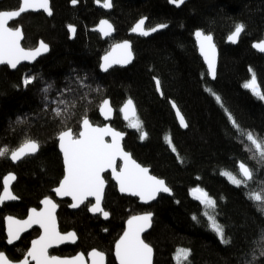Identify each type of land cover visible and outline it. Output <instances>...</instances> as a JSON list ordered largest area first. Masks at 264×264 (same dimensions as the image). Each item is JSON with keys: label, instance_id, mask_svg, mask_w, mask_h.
Returning <instances> with one entry per match:
<instances>
[{"label": "trees", "instance_id": "obj_1", "mask_svg": "<svg viewBox=\"0 0 264 264\" xmlns=\"http://www.w3.org/2000/svg\"><path fill=\"white\" fill-rule=\"evenodd\" d=\"M50 2L51 18L27 14L12 24L22 28L25 49H35L43 41L50 53L17 71L0 68V148L14 150L28 137L41 146L37 156L27 157L17 166L10 158H0V193L4 178L15 173L13 192L19 199L0 209V251L13 261L23 257L31 235L9 248L4 217L24 219L30 209H40L45 197L55 199L53 189L64 176L59 133L66 127L78 133L85 115L93 125L103 126L99 106L109 98L116 111L112 126L127 134L125 150L165 180L173 196H160L157 202L144 207L137 199L121 196L110 175H106L108 188L103 206L110 220L91 216L89 202L75 212L70 210L69 201L57 202L61 231H75L79 242L52 254L88 255L95 249L107 256V264H117L114 246L126 222L132 216L151 212L153 227L145 241L154 249V264H242L251 259L253 251L259 256L264 215L248 194L256 192L264 197V184L259 183L264 181V167L257 159L249 158L247 142L229 121L228 113L240 128L264 137V100L243 87L254 73L264 92V55L253 49L255 42L264 40V0H193L181 10L170 6L168 0H112L109 13L96 8V0H78L75 7L71 0ZM17 8V0L0 2V10ZM104 18L116 28V36L107 41L91 32ZM142 18L148 19V28L160 24L167 28L146 39L129 37ZM240 23L245 31L239 44L228 45V37ZM70 26L77 29L73 41ZM197 30L212 35L220 51L214 82L198 54L194 39ZM125 40L132 42L134 63L102 74V57ZM26 76L36 78L27 87L23 85ZM156 79L161 82L163 98ZM49 85L52 88L45 93L43 89ZM213 92L220 96V103ZM128 99L137 106L138 118L147 133L144 140L136 129L127 127L119 111ZM62 100L66 103L60 104ZM171 102L185 117L186 131L180 127ZM70 105L74 107L68 113L55 116L54 108ZM165 137L171 138V145ZM241 162L254 170L255 178L246 186L236 187L220 173H236ZM197 187L216 200L214 210L206 209L193 197L192 190ZM206 211L216 216L231 243H222L211 230ZM193 216L198 219L193 220ZM38 234L35 231L33 236ZM181 249L190 250L187 261L177 259ZM255 264H264V257Z\"/></svg>", "mask_w": 264, "mask_h": 264}, {"label": "snow or ice", "instance_id": "obj_2", "mask_svg": "<svg viewBox=\"0 0 264 264\" xmlns=\"http://www.w3.org/2000/svg\"><path fill=\"white\" fill-rule=\"evenodd\" d=\"M72 4L78 3V0H71ZM171 3L177 6L183 4L185 0H170ZM97 4L101 0H96ZM102 6L104 8L112 7V0H103ZM43 10L48 15H52L49 6V0H22V6L19 10H0V65H8L12 69L17 68L21 61L35 60L41 53L48 51V45L43 41L35 49H25L21 46L23 33L21 27H10L11 21L19 18L26 11ZM145 18H142L131 29L134 33H139L143 36H148L151 32H156L158 29L167 27L166 24H160L150 29H145ZM70 30L75 32V29L70 26ZM104 36H108L114 30L112 25L107 20H101L98 29ZM245 31L243 23L236 24L234 31L228 37L229 41L236 43L241 33ZM199 41L201 54L204 56L208 64V69L212 77H215V45L211 35H205L201 31L195 33ZM253 47L258 51L264 53V41L253 44ZM115 49L121 50V56L113 57L106 55L101 65L104 71L115 64H127L132 60L131 45L128 41L115 45ZM114 49V50H115ZM251 71V70H250ZM36 78L26 76L23 80L25 87L31 85ZM157 90H160L161 82L156 79L155 81ZM244 88L251 90L259 99L264 100V92L257 82V78L253 73L251 79L244 83ZM52 85L44 88L43 91L48 93ZM208 91H211L208 89ZM162 94V93H161ZM212 95L218 103L221 102L220 96L214 92ZM60 104H65V101H60ZM223 106V105H221ZM74 105L66 106L64 108H54L53 112L57 118L69 112V108ZM172 108L176 109V115L179 117V123L182 127H188L183 115H181L177 105L173 102ZM101 114L108 118L112 112L110 102L105 99L99 106ZM127 123V127L136 129L140 133V139L144 140L147 133L143 131L142 122L136 115V109L131 99H128L119 110ZM227 112V109H225ZM67 118H70L68 116ZM228 119L231 121L237 133L244 138L247 142L245 151L251 153L250 159H257L258 164L264 167V137H259L251 131H246L237 124L235 119L228 113ZM17 123H23L18 120ZM123 133L112 129L111 127L94 126L85 115L81 121V130L77 133L70 127H66L58 135L59 148L63 154L64 176L60 181L59 186L53 189L57 196L71 197L73 203L70 207L79 208L85 204L89 197L95 198V203L89 201L90 207L88 211L92 213H102L103 217L107 219L109 212L104 211L101 207L103 195L106 186V179L103 175L109 169L111 170L112 177L119 185L121 193H128L132 196L139 197L142 201H150L156 198L158 193H169L171 190L166 186L165 181L158 179L155 176L149 175V169L142 167L135 160H133L129 153L125 152L121 145ZM110 136L111 142H107L105 137ZM166 142L171 145L170 137H165ZM40 149L38 141L28 137L16 149L10 150L7 147L0 148V158H10L12 161H19L27 156L36 154ZM175 152V147H172ZM123 161V166L117 170V159ZM226 177L227 180L236 187L246 186L249 181L255 178V172L250 169L244 162L239 163L238 171L233 173L231 171L223 170L220 173ZM15 176L9 174L4 178L3 191L0 193V204L5 201L18 199L10 190V181H14ZM259 183L264 184V181ZM195 199L200 201L206 209L214 210L217 206L216 200L209 194L197 187L192 190ZM249 198L258 203L257 211L264 215V197L260 193H249ZM44 206L42 209L37 210L32 208L26 219H17L12 216L5 217L6 221V236L9 245L14 244L15 241L21 238V234L30 229L33 225H38L42 229V234L38 239L31 241V247L23 254L20 261H12L8 256L0 251V264H85L83 254H78L72 258H61L55 255H49V249L53 246L63 244L65 242L75 243L77 236L75 232H68L62 234L57 227L56 209L57 204L51 198L45 197L41 201ZM204 215L210 222V227L216 233L218 238L224 244L231 243V240L225 237V230L216 216L204 212ZM151 213L144 215L132 216L127 221V230L115 244V257L119 264H152L153 249L143 239L141 233L150 227ZM198 217L193 216V220ZM259 247L262 249L259 256L253 251L250 260L242 261V264H255V261L260 257H264V229L260 233ZM191 255L190 250L181 249L178 252L177 259L182 256L184 261L188 260ZM88 256L91 258V264H105V254L101 251L93 249Z\"/></svg>", "mask_w": 264, "mask_h": 264}, {"label": "water", "instance_id": "obj_3", "mask_svg": "<svg viewBox=\"0 0 264 264\" xmlns=\"http://www.w3.org/2000/svg\"><path fill=\"white\" fill-rule=\"evenodd\" d=\"M2 1H4V0H0V2H2ZM191 1H193V0H185V2H184L183 4L177 6L176 4H173V3L170 2V0H168L170 6L174 7V8L177 9V10H181L186 4H188V3L191 2ZM102 4H103V2H101L100 4L95 3V6H96V8H100V9H102V10H103L104 12H106V13H109V12L112 11L113 6H112L111 8H104V7L102 6ZM77 5H78V3L75 4V5L72 4V6H74V7L77 6ZM21 6H22V3H21ZM21 6H20V7H21ZM49 6H50V8H51L50 1H49ZM18 10H19V9H18ZM40 13H43L47 18H51V17H52V15H48V14L45 13L42 9H41V10H37V11L29 10V11H26L25 13H23L19 18H17V19H15V20L11 21L10 24L13 23V22L18 21V20H19L22 16H24V15H27V14H40ZM102 20H107V21L112 25V27H113L114 30L111 32V34L108 35V36H104V35L98 30V29H99V26H100V22L98 23V25H97L96 27H94V28L91 29V32H92V33H96V34H98V35L102 38L103 41H107V40H109V39L114 38V37L116 36V28H115V25H114L109 19H107V18H104V19H102ZM10 24H9V26H10ZM134 26H135V25H134ZM147 26H148V19L145 18V25H144V28H145L146 30H147V29H150V28H148ZM72 28L75 29V32L69 30V33H70V40H71V41H73V40L75 39V37H76V33H77V29H76L75 27H72ZM166 28H167V27L162 28V29H158L156 32H151L148 36H143V35H140L139 33H134V32H132V31H130V32H129V37L144 38V39H146V38H150V37L156 35V34L159 33V32H162V31L165 30ZM197 31H201V32H203L202 30H197ZM197 31H196V32H197ZM196 32H195V33H196ZM22 33H23V30H22ZM195 33H194V39H195V43H196V46H197L198 54H199L200 58L203 60L205 66H206V68H207V71H208V74H209V77H210L211 81L214 82V81H216V78H217L218 67H219V61H220V51H219V48H218V46H217L216 43H215V39H214V37L211 35L212 38H213V41H212V42H213V44L215 45V77L213 78L212 75H211L210 72H209L208 64H207V62L205 61L204 56L201 54L199 41L197 40ZM203 33H204V32H203ZM243 33H244V32H243ZM243 33H241V36L239 37V39L237 40L236 43H233V42L229 41V39H228V40H227V44H228V45H232V46H237V45L239 44L240 40H241V37H242ZM204 34H205V33H204ZM205 35H210V34H205ZM125 41H128V42L130 43V45H131V52H132V60H131V62H130V63H127V64H115V63H113L112 66L108 69V71H104V70L102 69L101 65L104 63L103 58H104L106 55H111V56H113V57H117V58H118L119 56H121V54H122L121 50H119V49H115V45H117V44H121V43H123L124 41L119 42V43L115 44V45L111 48V50H110L107 54H105V55L102 57V59H101V65H100V72H101L102 74H107V73H109L111 70H113V69H115V68H120V69H126V68H129V67L134 63V61H135V55H134V51H133V45H132V42H131L130 40H125ZM262 41H264V40H262ZM23 42H24V33H23V39L21 40V46H22V47H23ZM258 42H260V41H258ZM255 43H257V42H255ZM38 46H39V45H38ZM38 46H37V47H38ZM23 48H24V47H23ZM114 49H115V50H114ZM253 49H254L258 54L264 55V53L258 51L256 48L253 47ZM49 53H50V47L48 46V51H47V52H43V53H41L38 57H36L35 60H32V61H21V63L18 64V65H17V68H15V69H12V68L9 67L8 65H0V68H1V67H4V66H7V67L10 68L11 71H17V70H18L21 66H23V65H28V66H32V65H34V64L37 63L41 58L47 56ZM158 92H159L160 96L163 98V95L161 94V93H162L161 87H160V90H159ZM107 100L110 102V106H111V108H112V112H111V114H110V116H109L108 118H105V116H104L103 114H101V112L99 111V115H100L102 121L104 122V125H103V126H99V127H105V126H107V127H111L112 129L116 130V129L112 126V123H113L114 120H115L116 111H115V109H114V107H113V105H112L111 100H110L109 98H107ZM131 100H132V99H131ZM132 101H133V100H132ZM133 103H134V106H135V109H136V115L138 116V109H137V106H136V104H135L134 101H133ZM172 103H173V102H171V106H172ZM101 104H102V103H101ZM177 107H178V106H177ZM178 109H179V108H178ZM173 111H174L175 116H176V118H177V121H178V123H179V117L176 115V109L173 108ZM179 111H180V110H179ZM180 113H181V111H180ZM181 115H183V114L181 113ZM121 116H122L123 120H124L126 123H128V121H126V120L124 119L122 113H121ZM183 117H184V116H183ZM184 119H185V117H184ZM90 122H91V121H90ZM185 122H186V120H185ZM91 123H92V122H91ZM179 125H180V123H179ZM94 126H96V125H94ZM180 127H181L182 130H184V131H186V130L188 129V127L185 128V127H182L181 125H180ZM80 130H81V128H80ZM116 131H118V130H116ZM119 132H121V131H119ZM122 133H123L124 135H123V139L121 140V145H122L123 150H124L125 152H127V151L125 150V148H124V142H125V140H126L127 134H126L125 132H122ZM105 140H106L107 142H111V137H110V136H107V137H105ZM40 148H41V146H40ZM59 150H60V148H59ZM39 152H40V149H39V151H38L36 154H34V155H30V156H27V157H34V156H37V155L39 154ZM60 153H61L62 158H63V154H62L61 150H60ZM127 153H129V152H127ZM129 154H130L131 158H132L133 160H135V159L133 158V156L131 155V153H129ZM27 157H25V158H23V159H21V160H19V161H16V162L12 161L11 159H10V161L12 162V164H13L14 166H17V165H19L24 159H26ZM135 161H136V160H135ZM136 162H137V161H136ZM137 163L140 164L139 162H137ZM117 165H118L117 170H119V167H122V166H123V161H122L121 159H119V158L117 159ZM140 165H141V164H140ZM238 165H239V164H238ZM141 166H142V167H145V166H143V165H141ZM246 166H247V165H246ZM146 168H148V167H146ZM148 169H149V175L155 176V175L152 174V170H151L150 168H148ZM10 174H13V175L15 176V180H14V181H10V190H11V192L14 194V192H13V187H14L15 183L17 182V176H16L15 173H10ZM103 175H104V176H106V175H110L111 180H112V181L114 182V184L116 185V187H117V191H118V193H119L121 196H125V197H130V198H133V199H137V200H138V203H139L141 206H144V207H149V206H151L152 204H154L155 202H157L158 199L160 198V196H168V197H172V196H173V191L168 187V185L166 184V181L164 180L166 186H167L171 191H170L169 193H164V192L158 193L155 199L145 202V201L140 200L139 197L132 196V195H130V194H128V193H121L120 190H119V185H118V183L116 182V180L112 177V173H111V170H110V169H109L108 171H106ZM7 176H9V174H8ZM7 176H6V177H7ZM155 177H156V176H155ZM157 178H158V177H157ZM158 179H160V178H158ZM162 180H163V179H162ZM3 181H4V180H3ZM107 188H108V182L106 181L105 191H104L103 200H102V204H101V207H102L103 209H104L103 204H104V199H105V194H106V190H107ZM14 195H15V194H14ZM53 195H54L55 199H54V198H51V197H48V198H51V199L53 200V202L56 203V204L58 205V206H57V209H56V212H55L56 220H57V227H58V230H59L62 234H66V233H68V232L63 233V232L61 231V229H60V224H59V220H58V213H59V210H60V206H59V204H58L57 202L69 201V202H70V205H71V203H73V201H72L71 197H60V196H57L56 193H55L54 191H53ZM192 195H193V194H192ZM15 196H16V195H15ZM193 197H194V195H193ZM194 198H195V197H194ZM89 201L92 202V203L94 204V203H95V198H94V197H89L88 200L85 201V204L88 203ZM18 202H19V199L11 200V201H5L3 204H0V209H2L4 205L13 204V203H18ZM85 204H84V205H85ZM84 205H81L79 208H75V209L72 208V207H70V210H72V211H74V212H75V211H78V210H80ZM43 207H44V206H43L42 203H41V204H40V209H42ZM40 209H37V210H40ZM30 210H31V209H30ZM30 210H29V212H28V215H29V213H30ZM104 211H105V210H104ZM148 213H151V212H148ZM89 214H90L91 216H94V217L100 216V217L102 218V220L105 221V222H108V221L110 220V214H109V217H108L107 219H105V218L103 217L102 213H92V212L89 211ZM144 214H147V213H143V214H139V215H144ZM151 214H152V216H151L150 227L146 228V230H145L144 232L141 233V239H143L144 241H145V236H147V235L151 232L152 227H153L154 214H153V213H151ZM28 215H27V216H28ZM7 216L15 217V216H13V215H7ZM7 216H6V217H7ZM136 216H138V215H136ZM15 218H17V217H15ZM26 218H27V217H26ZM26 218H25V219H26ZM17 219H19V218H17ZM21 220H23V219H21ZM4 225H5V234H6V221H5V219H4ZM35 230L40 231V235L42 234V229H40L38 225H33V226H32L30 229H28L26 232L22 233V234H21V238H20L19 240L15 241L14 244L9 245V244L7 243V240H6V243H7V245H8L9 247H14V246L18 245V244L21 242V240H22V238H23L24 236L30 235V234H31L33 231H35ZM126 230H127V222H126V224H125V230H124V231H126ZM70 232H75V231H70ZM75 233H76V232H75ZM123 233H124V232H123ZM40 235H39V236H40ZM122 235H123V234H122ZM122 235H121V236H122ZM39 236H38L37 238H35V239H38ZM76 236H77V234H76ZM6 237H7V236H6ZM35 239H33V240H35ZM119 239H120V238H119ZM119 239H118V240H119ZM78 242H79V239H78V236H77V239H76V242H75V243H72V242L68 241V242H65V243H63V244L53 246L52 248L49 249V255H51V252H52V251L61 250V249L65 248V247H74V246H76V245L78 244ZM145 242H146V241H145ZM146 243H147V242H146ZM115 244H116V243H115ZM147 244H148V243H147ZM30 247H31V245H30ZM151 247H152V246H151ZM152 249H153V248H152ZM78 254H83V255H84V258H85V264H91V258H90L88 255H85L84 253H81V252L78 253ZM78 254H76V255H78ZM76 255H74V256H76ZM55 256H58V255H55ZM74 256H58V257H61V258H72V257H74ZM114 258H115V260H116V263L119 264L118 260H117L116 257H115V246H114ZM154 260H155V252H154V249H153L152 264H154ZM31 264H35V262H34V261L31 262ZM105 264H107V256H106V255H105Z\"/></svg>", "mask_w": 264, "mask_h": 264}, {"label": "flooded vegetation", "instance_id": "obj_4", "mask_svg": "<svg viewBox=\"0 0 264 264\" xmlns=\"http://www.w3.org/2000/svg\"><path fill=\"white\" fill-rule=\"evenodd\" d=\"M5 1V0H4ZM4 1H2V2H4ZM50 1V0H49ZM17 2L19 3V8H20V6H21V3H22V0H17ZM50 5H51V2H50ZM73 7V6H72ZM96 7V6H95ZM19 8H17V9H15V10H18ZM98 9H100V8H98ZM100 10H102V9H100ZM51 11H52V8H51ZM40 14H43V13H40ZM44 15V14H43ZM52 15H53V12H52ZM25 16V15H24ZM23 17V16H22ZM21 17V18H22ZM20 18V19H21ZM19 19V20H20ZM17 22V21H16ZM15 22H13V23H11L10 24V27H12V24H14ZM24 40H25V37H24ZM9 68V67H8ZM10 69V68H9ZM233 185V184H232ZM233 186H235V185H233ZM213 198V197H212ZM214 199V198H213ZM203 205V204H202ZM28 215V214H27ZM7 216V215H6ZM5 216V217H6ZM5 217H4V219H5ZM25 219V218H24ZM4 230H5V225H4ZM35 231H38V230H35ZM35 231H33L30 235H31V239H30V243H29V247H28V249L30 248V245H31V241L33 240V239H35V238H37L39 235H40V231H39V234L37 235V236H33V234H34V232ZM5 237H6V234H5ZM23 239V238H22ZM6 240H7V237H6ZM7 244V243H6ZM8 246V245H7ZM17 246V245H16ZM9 247V246H8ZM15 247V246H14ZM9 248H13V247H9ZM52 252H54V251H52ZM52 252H51V255H53L52 254ZM5 253V252H4ZM6 254V253H5ZM7 255V254H6ZM8 256V255H7ZM58 256H60V255H58ZM74 256V255H73ZM9 258V257H8ZM23 258V257H22ZM21 258V259H22ZM10 259V258H9ZM21 259H19L18 261H20ZM11 260V259H10ZM13 261V260H12ZM14 262H16L15 260H14Z\"/></svg>", "mask_w": 264, "mask_h": 264}, {"label": "rangeland", "instance_id": "obj_5", "mask_svg": "<svg viewBox=\"0 0 264 264\" xmlns=\"http://www.w3.org/2000/svg\"><path fill=\"white\" fill-rule=\"evenodd\" d=\"M179 260H183V257L181 256V257L179 258Z\"/></svg>", "mask_w": 264, "mask_h": 264}]
</instances>
